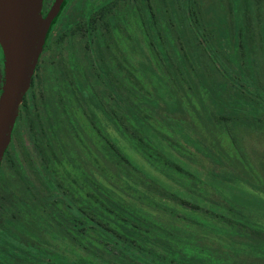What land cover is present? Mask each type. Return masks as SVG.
Segmentation results:
<instances>
[{
	"label": "rangeland",
	"instance_id": "1",
	"mask_svg": "<svg viewBox=\"0 0 264 264\" xmlns=\"http://www.w3.org/2000/svg\"><path fill=\"white\" fill-rule=\"evenodd\" d=\"M246 1L244 77L218 48L214 61L184 1L107 4L95 50L92 34L79 33L63 48L71 56L61 51L53 68L43 66L27 94L0 173V232L7 221L36 225L34 243L70 261L88 254L102 264H146L166 259L167 244L200 264H264L225 245L252 243L248 237L264 242V115L222 121L210 92L229 78L264 94V0H249L247 9ZM192 2L203 26L229 18L228 0ZM177 52L190 54L189 72ZM107 200L150 231L127 233L124 226L134 224ZM74 209L110 236L96 227L80 230ZM206 222L234 235L203 231Z\"/></svg>",
	"mask_w": 264,
	"mask_h": 264
},
{
	"label": "trees",
	"instance_id": "2",
	"mask_svg": "<svg viewBox=\"0 0 264 264\" xmlns=\"http://www.w3.org/2000/svg\"><path fill=\"white\" fill-rule=\"evenodd\" d=\"M130 2H144V0H126ZM148 1V0H147ZM184 1V6L186 8V14L189 18L191 24L195 25L197 30V35L203 38L202 41L207 45L208 50L213 58H215L216 49H220L223 52H226L227 59L234 64L236 69L239 72V76L244 77V71L241 65V58L244 54L246 56L247 50V38H246V23L242 18V3L241 0H228L229 5V18L222 20L217 28H213L210 23H204L200 17L196 16L193 18L195 4L193 5L192 0H182ZM113 0H106L101 4V10L107 7V4H111ZM249 0L246 3V9L249 8ZM147 6V5H146ZM148 7V6H147ZM112 8L109 9V12L112 13ZM108 21L112 24H115L116 21L113 17H110ZM148 26L151 30L152 36L154 38L155 45L157 47L161 46V38L156 33L155 26L156 20L154 19L152 13H149L147 17ZM206 28L210 31V34L206 32ZM201 29V30H200ZM213 38V39H212ZM164 54V53H163ZM182 66H187V63L191 62V57L189 53L181 56L180 52H177ZM214 54V56H213ZM165 55V54H164ZM167 59V56H166ZM217 62V59H214ZM188 67V66H187ZM186 68V67H185ZM186 72H189L186 68ZM253 76V70H251ZM254 78V76L252 77ZM226 83H219L214 85L210 92L212 94V103L216 108L218 118L222 121H226L231 117L246 115L253 117L258 120L259 117L264 115V94L259 90V88L253 85L254 90H251V84L240 85L238 82H235L231 79H227ZM256 82V81H255ZM133 114V113H132ZM134 115V114H133ZM107 203L112 207L117 213H119L125 220L133 223V226H124V229L130 235L138 236V233L134 228H141L142 226L150 231V228L142 224L136 217L131 215L127 210L123 209L113 201H108ZM186 206L195 207V205L183 201ZM139 204L132 203V206L137 207ZM76 218L79 219L80 230H84L87 227H96L101 232L108 235L109 231L104 226L96 224V222L83 212H80L78 209L72 210ZM14 215V212L9 211ZM84 222V223H83ZM8 224L4 227V231H1L0 234L3 237L2 246L4 247L0 253V264H6V258H11L20 260L23 263L27 264H102L95 257L85 254L80 255L77 260L70 261L69 259H64L59 257L56 253L53 255L47 253L44 246L38 242V245L34 243L33 236L40 228L33 224H28L27 226L24 221L16 220V223H11L7 221ZM83 223V224H82ZM207 223V222H206ZM203 231L207 230L211 234H219L221 232H226L228 235H234L233 232L223 231L222 228L214 226L211 224L202 223ZM191 229H194L192 226ZM193 231V230H192ZM110 236V235H108ZM250 238L253 242H245L235 244L234 242L225 243L227 247H235L239 253H246L250 255H256L261 258H264V242L258 241L254 238ZM158 248H161V244L158 242H153ZM235 244V246L233 245ZM163 245V244H162ZM164 247V253L167 255V258H149L144 261L146 264H200L199 260L196 258H189L186 255L176 252L172 248ZM164 246V245H163ZM163 249V248H162ZM50 261L49 263L46 261ZM55 263H54V261ZM53 261V263H52Z\"/></svg>",
	"mask_w": 264,
	"mask_h": 264
},
{
	"label": "water",
	"instance_id": "3",
	"mask_svg": "<svg viewBox=\"0 0 264 264\" xmlns=\"http://www.w3.org/2000/svg\"><path fill=\"white\" fill-rule=\"evenodd\" d=\"M63 2L56 0L44 17V0H0V47L5 73L0 89V171L13 140L21 106Z\"/></svg>",
	"mask_w": 264,
	"mask_h": 264
},
{
	"label": "flooded vegetation",
	"instance_id": "4",
	"mask_svg": "<svg viewBox=\"0 0 264 264\" xmlns=\"http://www.w3.org/2000/svg\"><path fill=\"white\" fill-rule=\"evenodd\" d=\"M55 2L56 0H44V4H43L44 17L47 16L48 13L51 11ZM100 15H101L100 0H64L60 13L58 14V17L56 18L54 24L52 25L49 31L47 41L44 47V51L40 57L31 88L34 87L35 81L40 75L43 66L47 64L53 68L56 65L61 51L63 52V55L66 56L68 55V58L71 56L72 53L71 49L68 48L67 46L65 51L63 48L68 44L67 42L70 39H73L74 37L78 36L79 33L81 32L85 33L87 34V36L92 34L93 41H92L91 50H95L94 48L95 39H96L95 36L97 37L96 33L99 31ZM85 48L87 50L88 48L87 44H85ZM4 75H5L4 54L0 47V89L4 82ZM25 100L21 106V110L22 107L24 106ZM19 122H20V117L16 124L14 135L17 131ZM14 135H13V140H14ZM9 151L10 148L6 153L4 160L6 159ZM2 168H3V164H2ZM2 168L0 173L2 172Z\"/></svg>",
	"mask_w": 264,
	"mask_h": 264
}]
</instances>
